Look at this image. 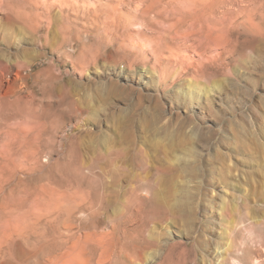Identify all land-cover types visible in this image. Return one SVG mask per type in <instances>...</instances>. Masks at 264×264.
<instances>
[{"label": "rangeland", "instance_id": "1", "mask_svg": "<svg viewBox=\"0 0 264 264\" xmlns=\"http://www.w3.org/2000/svg\"><path fill=\"white\" fill-rule=\"evenodd\" d=\"M53 1L4 0L0 8V151L6 120L10 166L38 169L20 176L30 185L82 188L97 199V179L73 171L143 161L158 177L159 264H214L244 246L264 264V0H211L196 22L204 36H222L220 46L207 41L208 53L159 34L110 37L105 3L115 0H72L74 12ZM83 3H95L101 18ZM133 37L168 62L126 50ZM189 64L201 72L185 71Z\"/></svg>", "mask_w": 264, "mask_h": 264}, {"label": "bare ground", "instance_id": "2", "mask_svg": "<svg viewBox=\"0 0 264 264\" xmlns=\"http://www.w3.org/2000/svg\"><path fill=\"white\" fill-rule=\"evenodd\" d=\"M71 1L55 0L53 5H50L52 7L57 5L59 11L63 12L68 10ZM115 1V4L105 3L109 9L106 24L111 30V33H108L110 37L135 31L141 36L149 33L155 37L159 34L165 43L170 39H180L188 44L194 42L193 44H198L197 48L205 52L211 47L207 42L210 39L216 47L220 46L222 36L213 37L209 33H205L208 36H204L203 28L199 29L196 23L199 21L201 23V18L210 11L211 0ZM98 3L100 7L104 5ZM94 4L83 3L82 6L93 13L96 9ZM3 5L4 0H0V8ZM126 6L131 9L124 12ZM75 7L71 8L73 12ZM93 14L97 20L101 18L98 13ZM212 14H215V10ZM133 25L135 27L138 25V28L133 29ZM187 25L190 26V31L182 32ZM82 31H79V40L86 36L85 31ZM135 38L130 39L131 45L129 49L127 46L126 50L141 53L145 56V62L152 55L156 60L159 59L162 65L168 62V54L162 52L163 57H157V48L150 42L143 43ZM216 55L218 57L221 54L217 51ZM189 70L201 72L196 64L187 65L185 71ZM158 73L161 79L166 76L164 67H160ZM4 124L7 128L4 137L9 138L6 139L3 151H0V264H159L160 202L158 177L152 169L146 167L143 161L134 168L116 166L117 161L113 162L111 158V161L105 160V163H109L105 166L98 168L83 166L73 171L75 177L97 179L98 184L93 186L98 185L97 193L93 189L98 196L97 199L93 197L94 194L82 188L63 191L52 187L51 184L33 186L20 176H34L40 171L36 168L18 169L10 166L14 160V140L13 138V142L11 140L13 126L6 120ZM1 125L0 121V138L3 136ZM115 157L118 161L121 159V163L125 159L123 154L120 156L116 154ZM144 203L148 205L147 210L143 207ZM125 217H135V220L130 226L127 224L122 226L119 220ZM134 226L136 228L133 232ZM259 242L264 248L262 239H259ZM63 249H67L66 253L58 254ZM247 249V246L236 248L230 258L228 255H220L219 261L214 264H263L258 255L259 250L258 252L252 250L249 253Z\"/></svg>", "mask_w": 264, "mask_h": 264}]
</instances>
